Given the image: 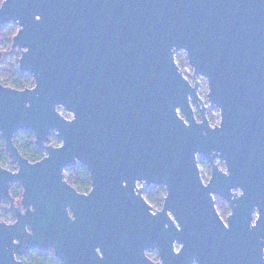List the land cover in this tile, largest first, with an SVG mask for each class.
<instances>
[{
  "label": "water",
  "instance_id": "water-1",
  "mask_svg": "<svg viewBox=\"0 0 264 264\" xmlns=\"http://www.w3.org/2000/svg\"><path fill=\"white\" fill-rule=\"evenodd\" d=\"M11 22L34 86L0 84V136L17 167L0 165L14 218L0 221V264L46 250L61 264H154L148 250L164 264H264V0H5L0 27ZM180 51L207 81L214 125ZM18 132L35 137L40 161L22 156ZM76 165L88 193L65 179ZM154 186L159 211L143 196Z\"/></svg>",
  "mask_w": 264,
  "mask_h": 264
},
{
  "label": "trees",
  "instance_id": "trees-1",
  "mask_svg": "<svg viewBox=\"0 0 264 264\" xmlns=\"http://www.w3.org/2000/svg\"><path fill=\"white\" fill-rule=\"evenodd\" d=\"M18 27L15 23H10L3 27H0V52L4 55H11L12 61L9 65H4L0 60V84L10 87L16 90H24L32 88L34 82L32 77L27 73H21L18 67V60L20 55L16 54V49L12 47V39L17 34ZM176 63L181 69L187 64V59L182 57H176ZM15 66V68H14ZM197 119L200 121L199 113ZM22 156L28 161L35 163L40 161L45 156V151L39 150L35 145V137L28 133L25 136V142L22 144L16 143ZM52 146H59L60 143L55 138L49 141ZM5 162H11L8 153L5 150L4 142L0 136V165ZM11 164L13 171L17 170V167ZM65 179L72 185L79 193H88L91 189L90 177L87 170L81 166L76 165L65 170ZM10 193L16 202H19L22 195V188L19 185H12ZM165 197V190L163 187H153V189L144 193V198L154 210H160ZM8 206V202L5 201ZM8 213L0 215V221L6 223L14 222V219L10 217L7 219ZM22 264H61L56 258L52 250L46 251H30L26 254L17 257Z\"/></svg>",
  "mask_w": 264,
  "mask_h": 264
},
{
  "label": "rangeland",
  "instance_id": "rangeland-1",
  "mask_svg": "<svg viewBox=\"0 0 264 264\" xmlns=\"http://www.w3.org/2000/svg\"><path fill=\"white\" fill-rule=\"evenodd\" d=\"M4 0H0V5L1 3L3 2ZM12 23V22H11ZM10 24V23H9ZM8 25V24H7ZM16 54L20 55L19 52L16 50ZM176 57H182L183 59H187L186 58V53L183 52V51H180L178 53H176L175 55V58ZM12 61V56L11 55H4L1 59V62L4 64V65H9ZM15 68V66H14ZM182 70L184 72V74L187 76V78L190 80V82L193 84L196 82V79L197 77H199V81H200V86L198 88V93L201 95V97L204 99V101L206 102L208 108L206 110V112L208 113V115L210 116L211 120H212V124H216L217 122L220 121L221 117H220V111L218 108L216 107H211L209 102H208V99H207V94H208V84H207V81L205 78L201 77V76H197V77H194L193 76V69L189 66L188 64V61H187V64L184 65L182 67ZM30 132H18L16 133L15 137H14V141L16 143H19V144H22L25 142V136L26 134H28ZM56 139L57 141H59L56 137H55V134L52 133L51 136L48 138V142L46 143V145H49V141L52 140V139ZM60 143V142H59ZM61 144V143H60ZM57 147V146H56ZM200 159H199V166H200V169H201V172L203 174V177H204V180H205V183H207L209 181V178H210V169L207 165V162L206 160L202 157V156H199ZM12 163V162H10ZM9 162H5V166L8 167L9 169H11V164ZM13 171V169H11ZM16 171V170H15ZM13 171V172H15ZM12 185H18L17 183L16 184H12ZM140 186V184L138 185ZM153 189V187H144V192H147L149 190ZM8 207L5 203H0V215L3 214V213H8ZM217 209L220 211L221 209V206L219 203H217L216 205ZM221 212V211H220ZM223 215V214H222ZM11 217V215L8 213L7 214V219H9ZM224 217V215H223Z\"/></svg>",
  "mask_w": 264,
  "mask_h": 264
},
{
  "label": "flooded vegetation",
  "instance_id": "flooded-vegetation-1",
  "mask_svg": "<svg viewBox=\"0 0 264 264\" xmlns=\"http://www.w3.org/2000/svg\"><path fill=\"white\" fill-rule=\"evenodd\" d=\"M5 1V0H4ZM2 4V3H1ZM208 165V164H207ZM209 169H210V166L208 165ZM154 187H157V186H154ZM144 193L143 192V196H144ZM214 201H215V206L217 205V203L220 204L221 206V209H220V217L222 218V214L224 215L225 219H222L225 226L228 227V223H227V218L228 216L230 215V209H229V205L228 203L222 199V198H219L217 196L214 197ZM5 203V201L3 202ZM17 203V202H16ZM6 204V203H5ZM8 206H9V203H8ZM162 208V207H161ZM153 209V208H152ZM154 210V209H153ZM161 210V209H160ZM154 211H159V210H154ZM219 212V211H217ZM10 214V213H9ZM219 214V213H218ZM12 217V216H11ZM254 217H256V215L254 214ZM13 218V217H12ZM14 219V218H13ZM255 219L252 221L251 225H250V228H253L255 227ZM180 246H177L176 244H174V251L175 253H178V250H179ZM154 253V256L152 255H149L148 253ZM146 257L154 264H164L163 261L161 260L160 256H159V253L156 251V250H148L146 251L145 253ZM192 264H197V262L194 260Z\"/></svg>",
  "mask_w": 264,
  "mask_h": 264
}]
</instances>
